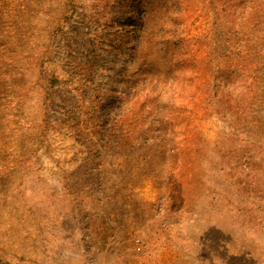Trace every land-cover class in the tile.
<instances>
[{
    "label": "rangeland",
    "instance_id": "obj_1",
    "mask_svg": "<svg viewBox=\"0 0 264 264\" xmlns=\"http://www.w3.org/2000/svg\"><path fill=\"white\" fill-rule=\"evenodd\" d=\"M248 5L0 0V264H264Z\"/></svg>",
    "mask_w": 264,
    "mask_h": 264
},
{
    "label": "trees",
    "instance_id": "obj_2",
    "mask_svg": "<svg viewBox=\"0 0 264 264\" xmlns=\"http://www.w3.org/2000/svg\"><path fill=\"white\" fill-rule=\"evenodd\" d=\"M247 1L249 5L245 9V16H244L245 30L248 31L249 34H253L255 30H259V32L262 33L261 38L264 39V8H262L261 5L257 4L256 0H247ZM236 38H240L242 40V43L238 48V51L241 53L245 52L246 56H248V54L251 51L248 49V43H247V47L245 45L246 42L243 44L245 40H244V36L242 35V31L240 32V35ZM175 56H177V58L180 59L179 55L176 54ZM241 77L245 78V82L248 80L246 74Z\"/></svg>",
    "mask_w": 264,
    "mask_h": 264
}]
</instances>
